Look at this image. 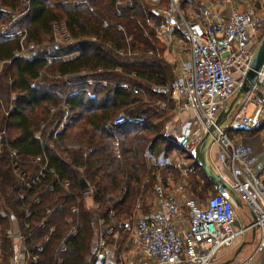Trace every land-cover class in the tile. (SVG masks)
I'll return each mask as SVG.
<instances>
[{"label":"trees","instance_id":"1","mask_svg":"<svg viewBox=\"0 0 264 264\" xmlns=\"http://www.w3.org/2000/svg\"><path fill=\"white\" fill-rule=\"evenodd\" d=\"M116 2L0 0V62L5 64L0 71V131L7 130V143L0 154V251L4 259L13 253L12 239L6 233L13 218L26 236L28 251L33 245L43 246L38 261L27 259L26 264H57L59 258L62 264H90L100 232L108 229L113 232L106 235L110 242L119 232L115 243L120 253L129 243L139 207L148 212L150 205L145 200L155 189L157 172L162 168V173L178 174L174 165L158 162L179 147L165 136L164 124L157 120L167 113L155 104L164 97L151 89L175 76L174 64L148 54L151 49L161 53L166 49L156 29L163 20L150 12L152 2L147 0H133L132 7L126 2L120 7L122 15H118ZM155 3L166 5L167 0ZM16 14L21 15L14 19ZM58 27L64 28L66 40L72 42L55 41ZM30 45L33 53L27 56L24 50ZM129 50L139 54H119ZM75 51H79L76 57L62 58ZM118 68L122 71L117 72ZM89 78L94 80L91 85ZM134 86L141 87V92L134 93ZM58 92L65 95L69 110L61 107L64 100ZM51 108L56 111L52 113ZM123 109L142 120L112 126ZM262 127L261 123L250 131ZM229 132L243 134L245 130L232 128ZM11 150L17 151L16 167L27 179L39 173L34 160L41 156L48 170L54 169L61 180L70 183L72 194L55 184V175L47 171L23 187L13 171ZM188 155L192 158L186 167L190 194L203 199L212 190L218 193L191 153ZM84 181L87 189H83ZM51 185H55L53 191ZM89 189H93L91 204L85 197ZM74 207H78V215L72 212ZM26 208L31 211L29 218H25ZM3 210L6 217L1 215ZM25 221L30 225V237ZM51 227L55 228L52 233Z\"/></svg>","mask_w":264,"mask_h":264},{"label":"built area","instance_id":"2","mask_svg":"<svg viewBox=\"0 0 264 264\" xmlns=\"http://www.w3.org/2000/svg\"><path fill=\"white\" fill-rule=\"evenodd\" d=\"M184 1L192 2V0H167L166 8H152L151 13L164 18L162 20L167 22V26L164 23L162 26L167 31L177 33L187 42L191 55L190 65L181 75H175L171 82L153 84L151 89L164 97L156 101L157 107L163 110L188 112L193 123L200 126V136H202L215 124L222 108L236 95L247 78L254 56L264 40V0H257L261 4V8L257 9L232 8L225 19L215 17L206 8H200L195 18L191 20L182 9ZM116 3L119 5L121 1L117 0ZM117 11L118 15L123 14L120 8ZM119 29L123 30V26H119ZM145 35L148 36V33L146 32ZM77 55L79 51L65 54L62 58L68 60ZM82 73L85 74L86 71L83 70ZM132 77L137 78V74L133 73ZM93 81V78L88 79L90 85ZM102 83L106 85L107 81L103 80ZM123 87L128 88V84H123ZM133 91L137 94L141 92V87L134 86ZM259 93L264 99V61L258 71L256 82L250 85L249 91L224 127L218 129L212 145V149L216 148V159L213 162L218 168L223 166L231 171L230 185L238 194L242 205L251 212L250 223L243 226L238 220L236 204L229 196L218 192L208 197L201 207H196L195 201L191 198L182 200L178 189L159 182L155 187L157 196L155 209L137 219L133 228L136 246L144 250L156 263L212 264L223 248L234 245L239 237L254 228H257L260 234L256 252H264V153L260 155L251 146L237 142L229 132L236 121L255 127V118L264 106ZM94 96L90 94L91 98ZM16 97L17 95H14V98ZM58 97L64 100L61 107L66 111L69 110L65 95L58 92ZM249 105H253L254 108L252 115L245 114ZM12 110L13 107H10L9 112ZM55 111V108H51L52 113ZM141 120L131 117L128 111L123 109L116 114L111 125L117 126ZM44 126L45 124H42L41 128L43 129ZM35 136L40 138V133ZM5 143H7L6 128L0 131V154ZM51 146L53 147V144ZM10 154L13 158L14 174L23 181V187H29L47 171L55 175V184L72 194L70 183L61 180L54 169L48 170L46 164L41 163V156L34 160V163L39 165V173L27 179L16 168L17 151L11 150ZM54 188L55 185H51L49 189L53 191ZM91 192L93 190L89 189L85 195L90 196ZM19 197L23 200L24 193L20 192ZM39 202L40 200L37 199L36 203ZM62 208L63 206L60 205L59 209ZM47 212L50 213L51 210L48 209ZM72 212L78 215V207H74ZM1 215L6 217V211L3 210ZM30 215V209L26 208L25 218H29ZM100 224H103V221H100ZM41 226L44 227L45 223H41ZM24 229L30 237V225L26 221ZM54 229L51 227L50 233ZM6 233L9 237L15 234L11 226ZM112 233V229L100 232L99 246L90 264H122L117 257L115 244L106 237ZM72 234H76V229ZM18 241L26 248V261L31 259L36 263L39 259L38 253L43 251V246L33 245L28 251L23 232L19 234ZM61 249L65 250V245ZM251 260L250 256L237 264H250ZM20 261V257L13 259L16 264ZM62 263V259L59 258L57 264Z\"/></svg>","mask_w":264,"mask_h":264},{"label":"crops","instance_id":"3","mask_svg":"<svg viewBox=\"0 0 264 264\" xmlns=\"http://www.w3.org/2000/svg\"><path fill=\"white\" fill-rule=\"evenodd\" d=\"M147 1L152 2L150 4L152 6H154L153 3L155 2L157 3V0H147ZM235 7L241 10L250 9V8L257 9V8H261V4L257 0H225V1L224 0H192L191 3H187L185 1L182 3V9L185 15L190 20L195 18L200 8L202 9L206 8L215 17L225 19L229 16L232 8H235ZM149 20L150 22H152L151 19ZM156 29L158 28L156 27ZM167 32L170 38L166 40L167 47L163 53L165 54L167 60H168V55L171 54V51L175 54L176 60L174 64V74L181 75L184 72L185 68L188 67L191 62V55H190L189 47L183 48L182 43L184 42L181 41L182 38L180 37V35H178L177 33H172L170 31H167ZM251 106H252V111H249V108ZM253 111H254L253 105H249L245 110V114L252 115ZM261 123L263 124V127L258 131L252 132L250 130H245V133L243 134L241 133L231 134L230 133V136L234 140L240 143H244V142L254 143V142H257L256 138L259 137V141L257 142V145H255V151L259 153L260 155H262L264 153V114L261 118L260 124ZM215 149H216L215 147L211 149V154H213L216 159ZM219 169L223 177L229 183H231L232 182L231 171L223 166H219ZM145 202L146 203L149 202L150 205L154 203V206H156L157 204L156 194H155V197L153 196L152 200L147 198ZM240 206H243V205H240ZM149 213H150L149 211L145 212L143 216ZM135 222H133L134 224L132 226V234L129 238V243L127 244V247L123 249L120 253H118L117 245H116V253H117L118 259L121 261L122 264H158L153 259H151L145 253L144 250L136 246V242L134 240V235H133V228H134ZM249 223H246V224L242 223V225L246 226ZM11 227L15 233L14 236L11 237L12 242H13V253L8 259H4L0 251V264H16L13 262V259L16 257H20L21 261L19 262V264H26V258H27L26 248L25 246H22L21 244H19V241H18L19 234H22V230L15 218L12 220ZM118 235H119V232H116L113 237L114 244H116L115 240L117 239ZM259 235L260 234L258 230L256 231L255 234L253 230L247 231L242 237H239L236 240L234 245L227 247V248H223L218 253V255L216 256L212 264H237L238 262L245 260L246 258L250 256L252 257L250 264H264V252L263 253L256 252V247L259 242ZM240 247H242L241 251L237 255L236 252Z\"/></svg>","mask_w":264,"mask_h":264},{"label":"rangeland","instance_id":"4","mask_svg":"<svg viewBox=\"0 0 264 264\" xmlns=\"http://www.w3.org/2000/svg\"><path fill=\"white\" fill-rule=\"evenodd\" d=\"M121 3L119 5H117V9L120 8L121 6H123V4H126V2L130 3V5H134L133 0H120ZM166 5H161V6H152L150 8V10H152V8H166ZM21 14H16L13 18L16 19L20 16ZM164 19V18H161ZM164 22V21H163ZM150 24H153V21L150 22ZM107 24V23H105ZM164 25L167 26V22H164ZM122 26V25H119ZM157 26V25H155ZM160 30H158V36L161 38V41L164 42L165 47H167V43L166 40H168L170 38L167 29L165 27L162 26V23L159 25ZM65 35H67L66 31L64 30V28L62 27L61 29L58 27L56 32H55V41L58 43H61L63 45L70 43L72 41L66 40ZM131 38V37H129ZM181 39V38H180ZM181 41H183V48L188 47L187 42L184 39H181ZM34 48L33 45H30L29 47L25 48V53L27 56L32 55V49ZM137 54H135L134 50H129L126 53H120V55L122 56H137L139 54V51H136ZM151 52H154L153 54H150ZM149 55H153V56H157V57H162L164 59H166L165 54L162 52H159L158 50H149L148 51ZM170 56V57H169ZM167 60V59H166ZM168 60L171 64H175V54L171 51V54L168 55ZM167 60V61H168ZM5 64L4 62H0V71L3 70ZM120 69V68H118ZM117 72H121L122 70H117ZM135 78V77H133ZM165 115L163 116L162 119H157L160 120V122H162L164 124V129L163 132L165 134L166 137H169L170 139L174 140L179 147L177 149H174L173 152H171L167 158H158V162L160 164H164V163H168L171 165H174L176 167V170L178 172V174H173L172 171L170 172H165L162 173V168L157 172V179H156V185L159 184V182L164 183L169 185L170 187H174L176 189H178V194L180 196V198L183 200L187 197L191 198L192 200H194L193 198H195V203H196V207H201L203 205V201H205L208 197L212 196L215 194V192L212 190L210 191L205 198H199V197H193L192 194H190V190L188 189L189 186V170L186 169L187 166H189V164H191L192 162V158L189 157V153H191V151L193 150L194 146L198 143L199 139L201 138V133H200V126L197 125L196 123H193V121L191 120V115L188 112H178L175 110H164ZM249 111H252V106L249 108ZM5 129V128H3ZM256 141H259V137L256 138ZM196 142V143H195ZM257 142H244V144L251 146L254 150H255V145H257ZM211 159L213 161H215V157L213 154H210ZM152 162H155L156 159L152 158L151 159ZM17 163V161H16ZM17 168V167H16ZM39 169V167H38ZM18 170V169H17ZM166 179V180H164ZM156 187V186H155ZM93 190V189H92ZM155 189L153 191H151L150 196L148 197V199L152 200L153 196L155 197ZM92 196V192L90 194V196H86V202L87 204H91V198ZM151 202V201H149ZM149 202L147 204H149ZM150 205V204H149ZM155 209L154 203L150 205V207L148 208V211H152ZM236 212H237V217L238 220L243 223H249L252 217L251 212L249 211V209L245 206H236ZM185 211V210H184ZM186 213V212H185ZM184 213V214H185ZM145 214V211L143 210L142 206L139 207V210L137 211V214L134 218V222L139 219V217H142ZM134 224V223H133ZM116 246V244H115Z\"/></svg>","mask_w":264,"mask_h":264},{"label":"water","instance_id":"5","mask_svg":"<svg viewBox=\"0 0 264 264\" xmlns=\"http://www.w3.org/2000/svg\"><path fill=\"white\" fill-rule=\"evenodd\" d=\"M263 61H264V40L254 56L251 69L248 72L246 80L239 88L236 95L222 108L215 121V124L209 127L208 131L201 136L198 143L191 151L192 157L195 159L198 166H200L204 170L206 176L211 181L213 187L219 193L231 197L234 200L236 206L242 205L241 200L238 194L233 190L230 183L223 177L221 171L211 159L210 154H211L214 138L218 134V129L224 127L228 119L231 117L235 109L239 106V104L245 97L246 93L249 91L250 85H253L256 82L258 71L261 68ZM259 98L262 102H264V99L260 93H259ZM263 112H264V106H262L259 114L255 118L254 121L255 127L259 126L261 122V118L263 116ZM233 128H241L243 130L253 129L252 126L241 123L239 121H236L233 124ZM82 186L83 189H87L89 187L86 181L82 183ZM256 231L257 228H254L253 229L254 234L256 233ZM241 248L242 247H240L237 250L236 252L237 255L241 251Z\"/></svg>","mask_w":264,"mask_h":264}]
</instances>
